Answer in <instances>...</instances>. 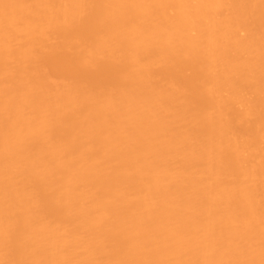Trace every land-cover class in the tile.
<instances>
[{
  "label": "bare ground",
  "instance_id": "bare-ground-1",
  "mask_svg": "<svg viewBox=\"0 0 264 264\" xmlns=\"http://www.w3.org/2000/svg\"><path fill=\"white\" fill-rule=\"evenodd\" d=\"M0 264H264V0H0Z\"/></svg>",
  "mask_w": 264,
  "mask_h": 264
}]
</instances>
